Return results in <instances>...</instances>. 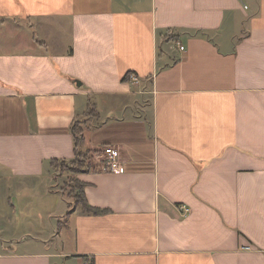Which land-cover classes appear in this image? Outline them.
<instances>
[{"label": "crops", "instance_id": "1", "mask_svg": "<svg viewBox=\"0 0 264 264\" xmlns=\"http://www.w3.org/2000/svg\"><path fill=\"white\" fill-rule=\"evenodd\" d=\"M83 261L264 264V0H0V264Z\"/></svg>", "mask_w": 264, "mask_h": 264}, {"label": "trees", "instance_id": "2", "mask_svg": "<svg viewBox=\"0 0 264 264\" xmlns=\"http://www.w3.org/2000/svg\"><path fill=\"white\" fill-rule=\"evenodd\" d=\"M131 72H126L123 79H130ZM94 107L91 106L88 109V112L92 114ZM72 134L74 137V156L72 159H54V165H58L62 170H69L77 174L78 172L89 170L91 167V150L85 143L84 136V122L81 119H75L72 123ZM65 161V162H64ZM67 161V162H66ZM84 182L81 181L78 177L72 176L66 181V188L69 187V191L62 188V191L66 198L70 201L69 206L71 207L66 215L73 210V206L79 205L80 208L92 214H97L104 212L105 209L97 208L88 203L84 190ZM70 197L73 199H70Z\"/></svg>", "mask_w": 264, "mask_h": 264}, {"label": "built area", "instance_id": "3", "mask_svg": "<svg viewBox=\"0 0 264 264\" xmlns=\"http://www.w3.org/2000/svg\"><path fill=\"white\" fill-rule=\"evenodd\" d=\"M180 48L182 49L183 46L180 45ZM129 78L134 82L139 81V77L135 74H130ZM99 153L102 156V160L104 162V166H103L104 170L116 172V173H120L123 170L122 161L120 159L119 147L112 144H106L101 147ZM184 209L187 210L186 207ZM82 264H91V263L89 261H83Z\"/></svg>", "mask_w": 264, "mask_h": 264}, {"label": "rangeland", "instance_id": "4", "mask_svg": "<svg viewBox=\"0 0 264 264\" xmlns=\"http://www.w3.org/2000/svg\"><path fill=\"white\" fill-rule=\"evenodd\" d=\"M61 167H59L58 165L55 166L56 177L58 179L59 186L62 187L63 189H65V190L67 189L69 191V187L66 188V181H67L68 178H70L72 176H76V174L74 172H72V171L67 170V169L62 170ZM70 199L73 202V199L71 197H70Z\"/></svg>", "mask_w": 264, "mask_h": 264}]
</instances>
